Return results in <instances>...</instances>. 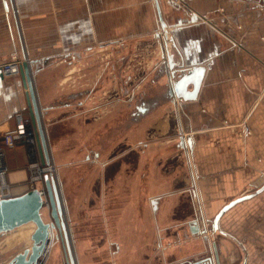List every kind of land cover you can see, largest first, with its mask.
I'll use <instances>...</instances> for the list:
<instances>
[{
    "label": "crops",
    "instance_id": "crops-1",
    "mask_svg": "<svg viewBox=\"0 0 264 264\" xmlns=\"http://www.w3.org/2000/svg\"><path fill=\"white\" fill-rule=\"evenodd\" d=\"M158 2L168 35L177 28L184 68L189 59L204 68L193 100L166 97L154 0H0V65L16 54L48 59L33 85L46 107L49 159L65 214L95 208L103 216L110 251L98 243L100 264H201L214 216L252 192L255 178L264 180V0ZM129 64L144 72L123 75ZM149 75L151 90L135 92ZM25 93L20 74L0 70V137L17 127V113L36 132ZM123 100L132 105L129 116ZM180 136H190V150ZM27 161L24 146L6 150L12 197L30 190ZM220 225L233 239L214 240L219 262L234 264L244 252L254 264V246L264 248V190L229 208ZM12 232L0 236V260L9 250L1 240ZM258 256L255 264H264V250Z\"/></svg>",
    "mask_w": 264,
    "mask_h": 264
},
{
    "label": "water",
    "instance_id": "water-1",
    "mask_svg": "<svg viewBox=\"0 0 264 264\" xmlns=\"http://www.w3.org/2000/svg\"><path fill=\"white\" fill-rule=\"evenodd\" d=\"M156 3L158 19L160 23V28L164 31L165 23L162 19L159 4L157 0H154ZM165 34V33H164ZM159 37L158 47H159V57L162 60L160 63L164 65L162 67L165 72V77L167 80V91L166 97H170L171 99L180 98L181 100H193L196 98L197 93L200 88V83L204 74V68L200 65L194 66L193 59H189L186 55L187 59L190 63V67L184 68V60L182 59L181 51L177 50L176 43L172 46H169L163 40V34L157 35ZM174 37H177V31L174 33ZM164 45V48L163 46ZM174 50L175 54L178 56L179 60H174V53L170 52ZM182 59V60H181ZM164 61V62H163ZM166 61V62H165ZM41 62V66L37 67L34 64ZM48 59H44L41 61L32 60L23 62L20 68V75L23 82V86L26 89V100L27 107L29 110V114L33 123L35 124L36 136H37V146L40 152V158L42 164L49 163V155L48 149L46 146V139L43 129L42 123V109H46V107H42L39 103L37 93L34 89L33 79L38 78L40 70L47 66ZM34 65L36 74L30 70V66ZM193 67V68H191ZM191 86V89L188 90V86ZM38 91V89H37ZM54 102V101H53ZM144 104V102H143ZM140 111H145V106H139L137 108ZM187 143L188 150L191 149V139L190 136L179 137V146L185 147ZM56 178L52 175L44 176V186L46 189L47 197L50 202V213L49 216L51 220L49 222H45L42 218V207L43 202L41 197L38 195L36 189H31L19 196H14L6 199H0V236L14 231L16 228L33 224L34 229L30 234L31 244L29 247H25L21 252L15 254L8 262L5 264H39L38 260L43 255L44 251L50 247L48 244L50 242L49 232L52 228H57L59 231L60 239L63 243V250L65 255L67 256L68 264H75L74 258L72 256L70 244H69V233L67 229V225L65 223L63 216V207L62 200L59 193V188L56 183ZM264 190V180L256 187V189L252 192H248V194L240 195L227 204L222 206L219 212L214 216L211 222L212 234L216 233L224 235L226 237H232L228 234L227 231L223 230L219 221L221 216L233 205L239 203L241 201L250 199L255 195L261 193ZM201 232H204L201 230ZM205 233V232H204ZM204 239H207L204 235ZM212 244V256L204 257L199 260L198 263L201 264H211V259L215 260L216 264H220L218 256H217V248L214 241ZM242 264H246V258Z\"/></svg>",
    "mask_w": 264,
    "mask_h": 264
},
{
    "label": "rangeland",
    "instance_id": "rangeland-1",
    "mask_svg": "<svg viewBox=\"0 0 264 264\" xmlns=\"http://www.w3.org/2000/svg\"><path fill=\"white\" fill-rule=\"evenodd\" d=\"M172 29H173V34H174L177 31V28L175 26H173ZM130 44L134 45V43H130ZM142 46H144V45H142ZM154 49H156V48H154ZM121 50H124V49L121 48ZM126 50L129 52V49H126ZM139 53H141L140 56L144 57L143 51L138 52V54ZM124 54H127V53L124 52ZM155 55L156 54H154V56ZM11 56H13V55H10L9 58L4 60L2 63L8 62L10 60ZM15 56H16V58L21 59V56H19L17 54ZM157 62L158 61H156V63ZM156 63L154 65L155 66L154 69H152L153 73H155V71H156ZM132 65H134V64H129L128 69H127V66H125V68L122 67L123 70H121L122 71L121 73L124 75V72L128 73V71L131 69H132L133 73H138V74L140 73V75L144 72V70L142 68H140V65H138V68H130ZM134 75L135 74H131L132 78H134ZM6 77H14V76H6ZM149 78H150V75H149L148 79H146L144 82H140V83L136 82L137 85H139V88L135 92L140 93L142 90H144L147 94L151 90ZM120 83H121V86H124L126 88H129L130 87L129 85H131L128 83L123 84V82H121V81H120ZM134 83H135V81H134ZM134 87H136V86H134ZM120 95L122 97L123 96L126 97L127 94L124 95L121 93ZM122 99H124V98H122ZM123 101L124 102L122 104V111H123L124 115L126 114L129 116L130 111L132 109V105L127 104L128 102L126 100H123ZM261 180L262 179H260V178H255V180L253 182V186L251 187L252 189H249V191L250 190L254 191V189L262 182ZM39 185H40V183H38V186ZM96 198L97 197L94 198L95 202H96ZM100 200L101 199L99 198V201ZM105 200H107V199L105 198ZM62 207H63V204H62ZM41 211L44 212L43 218L45 220L50 219L49 210L45 206L43 207V209ZM90 211H93V212L89 213L87 216H86L87 212H85V211L84 212L78 211V212H73V213L71 211H69V213L66 212L67 214H65V212L63 213L64 214V220H65V223L67 225L69 237H70V240L72 243V248L74 250L76 264H100V262L103 261L102 259L100 261L94 260V258L96 259L95 254H96V246L98 245V243H101L102 244L101 247H104V248H101V251L106 250L105 253H107V254H108V251H110L109 245L104 244L103 239H102V237L104 235L103 216H102V214L96 213L95 208L90 209ZM107 211H108V209H107ZM101 213H102V211H101ZM108 219L110 220V218H108ZM226 226L228 228H226V229L224 228V229L227 231V229L229 230L230 227H229V225H226ZM30 229H31V227H29V226L21 227L18 230H16L15 232L7 234L6 235L7 237L5 239L1 240V243L4 241L6 243H9V250L6 253V257L3 256L1 258L0 264L6 263L5 261L7 259L11 258L15 253L20 252L23 249V247H26L30 244V240H29L30 239L29 238ZM13 233H15V234H13ZM218 235H219L218 233L215 235H210L209 236L210 242L219 238L220 236H218ZM54 236H55V232L53 233V237ZM10 238H12V239H10ZM16 238H17V240H16ZM203 240H205V239L203 238ZM84 242L86 244H84ZM208 246H209L208 247L209 251L206 249L205 254L206 253L209 254V257H210L213 255L211 243ZM51 247L54 249L50 248V250L52 249V251H54V252L51 254L49 253L46 257L41 256L39 259V264H67L66 258L64 256L63 247H62L60 240L58 241V243L55 246H51ZM254 247L257 251V253L255 254V256L253 258V263L255 264L257 262L256 258L258 259V257H259L258 253L263 252L264 248H262V246H258V245H255ZM153 251L157 252L158 246L154 245ZM239 251H240V249H239ZM86 253H89L90 255L86 256ZM244 254H245L244 252L240 253V256L238 255L239 258L237 260H235L236 262L234 264H242L244 257H245ZM92 255H93V258H92ZM53 257H55V258H53ZM108 261H109V263H113L112 256L110 257V259ZM231 263H232L231 260L220 261V264H231ZM211 264H216L215 261L213 262V259H211Z\"/></svg>",
    "mask_w": 264,
    "mask_h": 264
},
{
    "label": "built area",
    "instance_id": "built-area-1",
    "mask_svg": "<svg viewBox=\"0 0 264 264\" xmlns=\"http://www.w3.org/2000/svg\"><path fill=\"white\" fill-rule=\"evenodd\" d=\"M173 1L180 4L183 0ZM189 13L192 14L194 12L190 11ZM27 61L29 60L26 57L18 59L13 55L8 62L0 65V70L4 76H17L23 62ZM15 119L18 122L17 127L6 130L0 137V199L12 197L11 187L7 181L6 150L13 149L21 144L26 149L28 160L26 166L28 171L27 181L30 185V190L36 189L42 199L43 207L45 206L48 209V207L50 208V202L44 186V176L52 175L55 177L56 167L52 162L42 164L38 160L37 136L34 128L29 125V119L23 113H17ZM38 183H40L39 186ZM206 226L209 228V225Z\"/></svg>",
    "mask_w": 264,
    "mask_h": 264
},
{
    "label": "flooded vegetation",
    "instance_id": "flooded-vegetation-1",
    "mask_svg": "<svg viewBox=\"0 0 264 264\" xmlns=\"http://www.w3.org/2000/svg\"><path fill=\"white\" fill-rule=\"evenodd\" d=\"M149 103V105H151L150 104V101L148 102ZM145 104V103H144ZM140 106H142L143 107V104L142 105H140ZM137 107H139V106H137ZM140 112H143V111H140V110H138V113H134L133 114V116H135L134 118H137V117H139V115L141 114ZM62 217H64V214H63V216ZM53 229H56L57 231H55V235L57 234V237L56 236H54V237H52V238H50V242H49V246L50 247H48L45 251H44V253H43V255L42 256H44V257H46L50 252L51 253H53L54 251H52V249H54V248H52L51 246H55L57 243H58V241L60 240V242H61V244H62V247H63V243H62V241H61V239H60V235H59V231H58V229L57 228H53ZM30 238V237H29ZM30 244H31V241H30ZM30 244L28 245V246H26V247H29L30 246ZM69 244H70V248H71V252H72V256H73V258H74V250H73V248H72V243H71V240H70V238H69ZM25 247H23V249H24ZM50 248H52L51 250H50ZM22 249V250H23ZM21 250V251H22ZM20 251V252H21ZM64 251V250H63ZM18 253V252H17ZM16 253V254H17ZM15 255V254H14ZM13 255V256H14ZM12 256V257H13ZM64 256H65V258H66V262L68 261V259H67V256L65 255V252H64ZM11 257V258H12ZM40 259V258H39ZM9 261V260H8ZM38 262H39V260H38ZM74 262H75V264H76V261H75V258H74ZM68 264V263H67Z\"/></svg>",
    "mask_w": 264,
    "mask_h": 264
},
{
    "label": "bare ground",
    "instance_id": "bare-ground-1",
    "mask_svg": "<svg viewBox=\"0 0 264 264\" xmlns=\"http://www.w3.org/2000/svg\"><path fill=\"white\" fill-rule=\"evenodd\" d=\"M158 1V0H157ZM159 3V2H158ZM160 12H161V10H160ZM165 23V22H164ZM162 30V29H161ZM165 33V34H164ZM162 34H163V40H165V43L168 45L169 44V46H172L173 44H175V39H174V37H171V36H169L168 35V31H167V25L165 24V26H164V31H162ZM176 45V44H175ZM163 46V48H164V45H162ZM19 74H20V72H19ZM46 146H47V144H46ZM48 154H49V151H48ZM49 162H50V159H49ZM48 210H50V208L48 207ZM41 215L43 216V211H41ZM50 213V212H49ZM222 217V216H221ZM43 218V217H42ZM51 219V218H50ZM219 224H220V221H219ZM31 227H33V229H34V225L33 224H29ZM29 225H25V226H22V227H26V226H29ZM29 226V227H30ZM21 228V227H20ZM33 231V230H32ZM55 231H57L56 229H53L52 228V230H50V232H49V235H50V238H52L53 236H52V234L55 232ZM211 231H212V227H211ZM205 232H206V230H205ZM32 233V232H31ZM30 233V234H31ZM213 233V232H212ZM56 237H57V234L55 235ZM30 237V236H29ZM215 261V260H214ZM216 263V262H215Z\"/></svg>",
    "mask_w": 264,
    "mask_h": 264
}]
</instances>
